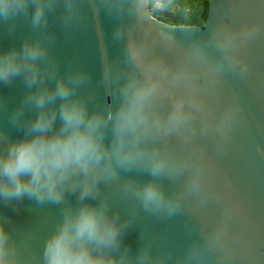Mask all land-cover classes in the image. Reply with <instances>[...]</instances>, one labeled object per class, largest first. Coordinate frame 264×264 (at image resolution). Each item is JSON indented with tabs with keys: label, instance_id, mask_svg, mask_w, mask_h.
<instances>
[{
	"label": "water",
	"instance_id": "1",
	"mask_svg": "<svg viewBox=\"0 0 264 264\" xmlns=\"http://www.w3.org/2000/svg\"><path fill=\"white\" fill-rule=\"evenodd\" d=\"M208 2L200 26L159 19L149 0H0V61L38 43V87L81 77L90 109L140 112L139 158L88 200L116 218L120 264H264V0ZM28 92L23 75L0 81V133L23 134L12 114ZM78 192L61 204L0 196L5 264H45Z\"/></svg>",
	"mask_w": 264,
	"mask_h": 264
},
{
	"label": "clouds",
	"instance_id": "2",
	"mask_svg": "<svg viewBox=\"0 0 264 264\" xmlns=\"http://www.w3.org/2000/svg\"><path fill=\"white\" fill-rule=\"evenodd\" d=\"M165 0H151L153 8ZM42 8L37 7L38 21ZM42 49L38 43L25 45L20 54L5 52L0 61V81L7 84L23 75L29 92L12 114L13 123L24 128L12 139L0 133V196L18 204L25 198L38 204H61L69 188L77 195L78 207L71 206L62 226L45 245V264H120L112 245L120 227L108 214L106 204L89 203L100 192L99 184L114 180L139 158L134 142L141 115L135 106L107 114L89 108L76 94L81 77H61L51 87L37 86ZM143 93H137L139 100ZM34 110V115L26 113ZM112 123L109 129L108 122ZM156 163L151 172L160 171ZM159 186L149 183L146 197L159 199ZM7 229L0 223V264H5Z\"/></svg>",
	"mask_w": 264,
	"mask_h": 264
},
{
	"label": "trees",
	"instance_id": "3",
	"mask_svg": "<svg viewBox=\"0 0 264 264\" xmlns=\"http://www.w3.org/2000/svg\"><path fill=\"white\" fill-rule=\"evenodd\" d=\"M149 7L153 15L168 23H187L202 26L209 8L208 0H165L163 7Z\"/></svg>",
	"mask_w": 264,
	"mask_h": 264
}]
</instances>
